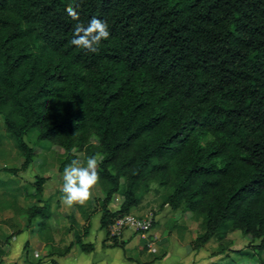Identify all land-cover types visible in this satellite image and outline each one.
Segmentation results:
<instances>
[{"label": "trees", "instance_id": "16d2710c", "mask_svg": "<svg viewBox=\"0 0 264 264\" xmlns=\"http://www.w3.org/2000/svg\"><path fill=\"white\" fill-rule=\"evenodd\" d=\"M69 5L85 25L107 22L111 34L97 53L70 43ZM0 122V147L11 139L25 166L36 154L31 133L63 148L60 171L97 157L102 229L140 206L156 183L161 208L201 218L196 249L216 238L224 254L228 236L241 231L264 253V0H0ZM46 181L36 177L29 190L0 179V187L5 207L29 226L38 221L53 241ZM117 194L122 201L111 210ZM26 196L35 202L22 205ZM72 209L73 244L52 245L50 255L94 249L76 213L88 220L85 207ZM168 227L186 229L176 218Z\"/></svg>", "mask_w": 264, "mask_h": 264}, {"label": "rangeland", "instance_id": "374dc122", "mask_svg": "<svg viewBox=\"0 0 264 264\" xmlns=\"http://www.w3.org/2000/svg\"><path fill=\"white\" fill-rule=\"evenodd\" d=\"M0 134L2 136L6 134L2 122H0ZM26 141L34 148L36 153L33 162L28 166H25L24 159L20 156L15 143L11 139L4 137L3 145L0 147V179L8 180L12 178L18 184L31 190V186L36 180V177H47L44 193L45 197L50 198L52 203V200L57 196L61 197L63 195L57 192L56 185H63V172L59 170V165L63 160L65 151L51 141H37L36 133L29 134L26 137ZM81 161L86 165V161L82 156ZM2 191L3 187H0V202L3 205V213L0 217V223L3 224L0 226V240L2 243L5 240L4 243L8 245L5 247L7 251L6 257L4 259L0 257V264H34V262L28 260V257H25L23 260L21 259L23 257L22 254H24V250L21 249L23 243L20 244L21 242L19 243L16 239L22 231V226H26V221L21 216L15 214L12 209L5 207L6 199L8 198L3 197L1 194ZM162 191L156 183H153L151 191L145 195L143 200L142 205L145 210L143 214L140 215L131 212L141 217L153 218L154 226L149 231L128 230L122 235L112 236L109 228L102 229L99 224L96 231L93 232L92 239L100 240V238H105L104 242L110 241L111 244L115 242L124 243V239H127L128 242L130 241V246L124 250L123 256L124 259L130 261L129 264L135 261L137 264H225L232 258L237 259L242 264H263L261 261H264V253H258L252 246L253 242L243 235L241 231H235L228 236L231 243L229 250L224 254L218 252L220 241L216 238H213L201 248L196 249L194 247V241L198 233L201 232L199 226L201 218L190 213H184L181 210L173 212L170 206H168V210L164 214L162 211L163 208L160 207V194ZM92 192V197L84 204L88 214V220H85L88 225H84L87 228H90L92 218H94V222L96 223L97 217L95 215L98 213L104 197L98 183ZM121 201V195L117 194L109 204L110 209H118ZM34 202L35 199L32 197L26 196L21 199V204L25 206L31 205ZM68 211L69 213L71 212L70 207ZM55 212H57V215L54 217V222L63 228V221L66 217L57 208H55ZM76 213L80 218L79 211ZM60 214L62 217H58ZM99 214L101 216V212ZM175 218L178 219V223L186 226V229L181 235L175 232H169L168 225ZM67 222L69 223L68 219ZM101 230L103 232H100ZM142 234L146 235L147 240L140 238ZM14 236L16 237L15 239L13 238ZM134 238L136 239L133 240ZM147 242L151 244L149 246L150 250L144 251V245ZM25 246L31 248L29 242ZM25 246L24 248L26 249ZM238 250L249 251L254 256L250 261L245 260L242 255L237 253ZM121 251H118L120 255L114 254L113 256L115 259L118 258L120 263L125 262ZM49 252L50 250H45L39 256L45 258Z\"/></svg>", "mask_w": 264, "mask_h": 264}, {"label": "crops", "instance_id": "0c3cea01", "mask_svg": "<svg viewBox=\"0 0 264 264\" xmlns=\"http://www.w3.org/2000/svg\"><path fill=\"white\" fill-rule=\"evenodd\" d=\"M45 189H44V192H45ZM56 190H62V186L56 185ZM44 197H45V193H44ZM53 200H52L53 215L49 219L48 229H47V233L50 236H52L53 241L46 240V237L41 236L39 225L37 224L38 221L32 222L30 226L28 225V223H25L26 226L25 227L22 226L21 228L22 231L18 234V238H16L15 236L13 237L14 239L16 238L19 243L21 242L20 244L23 243L21 246V249L24 250V254H22L23 257L21 258L22 260L25 259V257H28V260L30 262H34V264H36L39 259H42L43 264H48L51 259H56L58 264H122V263L129 264L130 263V261L124 259L123 257L124 250H126V248H128L131 243L130 241L128 242L127 239H124L125 246H119V245L114 246L110 243V241L104 242L105 238H100V240L92 239L93 232L96 231V229L98 228V225L100 224V218H101L99 214L100 211H98V213L95 215V217H97L96 223L94 222V218H92L89 232L87 235L83 236V241L85 243L91 242L94 245L93 250L85 251L81 249L78 245H73L71 250L64 255H58V254L50 255L52 245L59 250H62V249L64 250L67 246H69L70 244H73V241H74V231L67 230V228L70 226V222L69 223L67 222V219H68L67 215L73 211L72 207H70L71 212L69 213L68 211L69 207L61 203V197L57 196ZM142 204L138 207L133 208L131 212H134L140 215L143 214L145 210ZM55 208H57V210L59 209L60 212H63V215L66 217L64 218V221H63V225H64L63 228L54 222L55 221L54 217L55 215H57L56 214L57 212H55ZM166 210H168V205H165L162 209L164 214ZM2 211H3V205L0 204V217L3 213ZM85 212L87 213L86 208H85ZM79 215H80V218L78 219V222L80 223L81 227H84V225L87 224L84 218L85 216H83V214L80 211H79ZM58 217H62V215L60 214ZM2 225L3 224L0 223V226ZM100 232H103V230H101ZM140 238L147 240L145 234H142ZM135 239L136 238H134L133 240ZM28 242L31 245V248H28L25 246V244L26 243L28 244ZM7 245L8 244H6L5 247H7ZM24 246L26 247V249L24 248ZM149 246H151V244H149ZM28 250H31V251L28 252ZM45 250H50V252L48 253L47 257L41 258L39 255L44 253ZM120 250H122L121 254H122L123 260H125V262H121V263L118 258L116 259L113 258L114 254L120 255L118 252ZM149 250H150V247L148 251ZM5 255L2 257L3 259L6 257ZM132 264H137V262L136 261L132 262Z\"/></svg>", "mask_w": 264, "mask_h": 264}, {"label": "clouds", "instance_id": "9594fccd", "mask_svg": "<svg viewBox=\"0 0 264 264\" xmlns=\"http://www.w3.org/2000/svg\"><path fill=\"white\" fill-rule=\"evenodd\" d=\"M67 15L76 21L70 43L87 52L97 53L102 41L110 37V30L105 20L92 17L87 25L79 22L76 9L69 5L65 9ZM98 160L95 155L87 158L86 165L79 159H74L64 168L61 203L72 207L84 205L91 197L92 190L99 180Z\"/></svg>", "mask_w": 264, "mask_h": 264}, {"label": "built area", "instance_id": "2783aa9c", "mask_svg": "<svg viewBox=\"0 0 264 264\" xmlns=\"http://www.w3.org/2000/svg\"><path fill=\"white\" fill-rule=\"evenodd\" d=\"M152 217H141L134 213L124 215L117 218L113 224L110 225V233L112 236L122 235L125 231L134 230L147 232L152 228Z\"/></svg>", "mask_w": 264, "mask_h": 264}]
</instances>
